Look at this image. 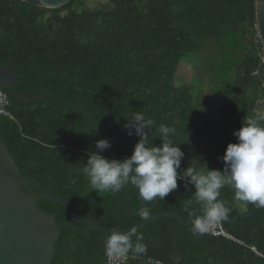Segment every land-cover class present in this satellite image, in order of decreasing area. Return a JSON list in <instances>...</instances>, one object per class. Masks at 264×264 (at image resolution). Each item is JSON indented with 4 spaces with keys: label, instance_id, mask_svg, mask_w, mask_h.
Instances as JSON below:
<instances>
[{
    "label": "trees",
    "instance_id": "obj_1",
    "mask_svg": "<svg viewBox=\"0 0 264 264\" xmlns=\"http://www.w3.org/2000/svg\"><path fill=\"white\" fill-rule=\"evenodd\" d=\"M71 0L60 9L39 7L33 0H0V66L26 65L40 76L19 70L18 92L36 101H10L13 120L0 119V139L20 173L65 198L82 218L126 231L150 217L178 214L183 222L202 215L195 188L178 179L163 200L143 201L131 184L120 192H96L83 172L88 153L102 139L112 147L99 153L108 160L130 158L139 137L124 125L132 113L153 121L149 146L161 143V124L176 129L170 136L184 153L178 174L188 167L223 169L219 159L233 132L254 114L264 97L258 67L256 0H107L94 7ZM213 43L207 89L177 84L182 60ZM207 90V91H206ZM59 97V98H58ZM264 126V121L259 119ZM25 193H40L27 186ZM232 221L254 208L234 200L230 187L220 197ZM38 206L54 214L61 231L53 264H107V235L75 223L57 203ZM192 213V215H189ZM149 217V218H150ZM239 243L193 235L173 218H160L136 233L147 252L129 264H264V210L225 224ZM135 240V237H133ZM248 247H256L261 257Z\"/></svg>",
    "mask_w": 264,
    "mask_h": 264
},
{
    "label": "clouds",
    "instance_id": "obj_2",
    "mask_svg": "<svg viewBox=\"0 0 264 264\" xmlns=\"http://www.w3.org/2000/svg\"><path fill=\"white\" fill-rule=\"evenodd\" d=\"M259 119L264 118H249L233 132L237 143L228 144L224 155L219 158L223 163L222 170H209L205 163L199 169L190 166L178 174L184 153L170 138L176 134V129L161 124V143L150 147L153 121L142 113H132L124 127L129 136L135 134L139 140L130 158L122 161L104 158L99 153L111 148L112 144L102 139L95 143L96 151L88 153L82 170L94 191L117 193L131 184L145 202L157 198L163 200L177 189L178 179H187L185 187L194 186L195 198L202 205V215L191 221L192 232L193 235L204 233L209 225L228 215V207L218 199L225 186L230 187L234 200L242 205L264 207V126ZM138 214L142 220H147L151 212L147 207H141ZM146 252L147 245L142 236H136L134 228L127 233L113 229L104 240V255L109 261L128 253L138 256Z\"/></svg>",
    "mask_w": 264,
    "mask_h": 264
},
{
    "label": "water",
    "instance_id": "obj_3",
    "mask_svg": "<svg viewBox=\"0 0 264 264\" xmlns=\"http://www.w3.org/2000/svg\"><path fill=\"white\" fill-rule=\"evenodd\" d=\"M33 1L39 7L55 10L67 5L71 0ZM255 7L256 27L264 48V0H256ZM19 70L29 71L40 76L38 72L26 65L0 66V91L6 96L9 103L20 94L8 92L19 84L20 80L16 75ZM19 98L25 102L37 100L36 97L30 99L24 94L19 95ZM27 186L37 189L40 193H25L24 190ZM40 201L62 205L75 223L87 226L89 231L109 235L113 230L92 219L80 217L65 198L55 196L49 187L42 185L38 180L23 176L0 139V264H53L56 244L60 239L61 231L70 224H58L54 214H49L38 206ZM257 210H264V207L254 208L249 215L239 214L232 221L223 219L221 225L225 228V224L235 223L239 218L250 217ZM160 218H173L184 228L192 226V219L184 223L178 214L163 212L142 221L133 228L137 233ZM131 229L118 231L127 233ZM197 235L212 236L208 232L197 233Z\"/></svg>",
    "mask_w": 264,
    "mask_h": 264
},
{
    "label": "built area",
    "instance_id": "obj_4",
    "mask_svg": "<svg viewBox=\"0 0 264 264\" xmlns=\"http://www.w3.org/2000/svg\"><path fill=\"white\" fill-rule=\"evenodd\" d=\"M256 40H257L256 44H259V48H257L258 67H257L256 71L253 73V76L260 77L262 79L261 88L264 92V48L262 46L258 32H257ZM8 106H9L8 99L0 91V119H10V120L14 119L12 114L9 111ZM253 115L257 118H264V97H261V98L256 100ZM260 120L264 121V119H260ZM206 232L210 233L213 237L223 238L225 240H229L232 242L239 243L240 245H243L242 242L238 241L235 237H233L231 234H229L225 228L222 227L221 221L209 225L208 230ZM247 248H249L257 256H259V257L262 256L259 254L256 247H253V246L248 247L247 246ZM131 260H137V258L131 257L128 253L124 256L116 258L113 261H109L107 259V264H129V262ZM148 263L149 264H164L162 262L154 261V260H148Z\"/></svg>",
    "mask_w": 264,
    "mask_h": 264
},
{
    "label": "rangeland",
    "instance_id": "obj_5",
    "mask_svg": "<svg viewBox=\"0 0 264 264\" xmlns=\"http://www.w3.org/2000/svg\"><path fill=\"white\" fill-rule=\"evenodd\" d=\"M107 0H88L87 6L94 7L98 4H103ZM216 55L213 51V43L210 39L203 40V49L201 51L189 54L181 62L177 84H182L183 81L187 84H193L199 89H207L211 81L209 74L208 63L215 59ZM184 77L181 78L180 77ZM207 91V90H206ZM10 107V104L8 108ZM5 120V119H4Z\"/></svg>",
    "mask_w": 264,
    "mask_h": 264
},
{
    "label": "flooded vegetation",
    "instance_id": "obj_6",
    "mask_svg": "<svg viewBox=\"0 0 264 264\" xmlns=\"http://www.w3.org/2000/svg\"><path fill=\"white\" fill-rule=\"evenodd\" d=\"M13 93V92H12ZM14 93H16V92H14Z\"/></svg>",
    "mask_w": 264,
    "mask_h": 264
}]
</instances>
